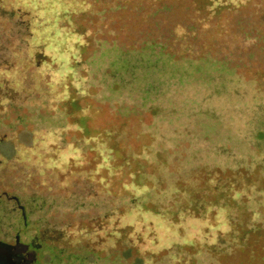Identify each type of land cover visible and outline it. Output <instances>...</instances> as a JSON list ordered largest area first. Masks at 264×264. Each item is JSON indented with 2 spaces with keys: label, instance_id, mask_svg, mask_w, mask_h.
Returning <instances> with one entry per match:
<instances>
[{
  "label": "rangeland",
  "instance_id": "obj_1",
  "mask_svg": "<svg viewBox=\"0 0 264 264\" xmlns=\"http://www.w3.org/2000/svg\"><path fill=\"white\" fill-rule=\"evenodd\" d=\"M216 1L0 0V242L264 264V0Z\"/></svg>",
  "mask_w": 264,
  "mask_h": 264
},
{
  "label": "flooded vegetation",
  "instance_id": "obj_2",
  "mask_svg": "<svg viewBox=\"0 0 264 264\" xmlns=\"http://www.w3.org/2000/svg\"><path fill=\"white\" fill-rule=\"evenodd\" d=\"M12 235L16 240L13 244L0 242V264H30L27 260L26 251L18 244L20 234L17 231H12L8 236Z\"/></svg>",
  "mask_w": 264,
  "mask_h": 264
},
{
  "label": "trees",
  "instance_id": "obj_3",
  "mask_svg": "<svg viewBox=\"0 0 264 264\" xmlns=\"http://www.w3.org/2000/svg\"><path fill=\"white\" fill-rule=\"evenodd\" d=\"M69 2H70V1H69ZM216 2H217L216 0H213V4L216 3ZM48 3H49V2L47 1V4H48ZM58 5H59V4H56L54 1L51 2V6H52V7L57 8ZM214 5H217V4H214ZM68 6L72 7L73 9L84 8L83 4H81V3H77V2H76V6H75V7H73L72 4H69ZM59 7H60V6H59ZM220 7H222V6H220ZM174 226H176V225L174 224ZM173 232H174V234H175L174 236L179 237V236L181 235V237H182V239H184V241L189 240L187 243H193V240H192L193 235H184V234L180 233V230H178V229H176V228H174ZM187 236H189V238H187Z\"/></svg>",
  "mask_w": 264,
  "mask_h": 264
}]
</instances>
